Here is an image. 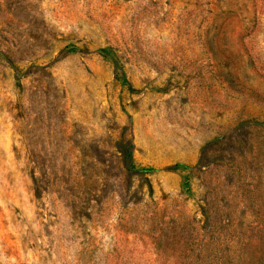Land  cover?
<instances>
[{"label":"rangeland","instance_id":"374dc122","mask_svg":"<svg viewBox=\"0 0 264 264\" xmlns=\"http://www.w3.org/2000/svg\"><path fill=\"white\" fill-rule=\"evenodd\" d=\"M0 264H264V0H0Z\"/></svg>","mask_w":264,"mask_h":264}]
</instances>
